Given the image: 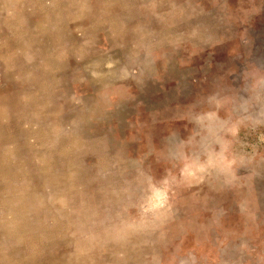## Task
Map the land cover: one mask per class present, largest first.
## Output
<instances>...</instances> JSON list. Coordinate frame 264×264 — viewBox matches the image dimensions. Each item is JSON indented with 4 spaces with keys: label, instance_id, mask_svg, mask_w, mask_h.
I'll return each instance as SVG.
<instances>
[{
    "label": "rangeland",
    "instance_id": "1",
    "mask_svg": "<svg viewBox=\"0 0 264 264\" xmlns=\"http://www.w3.org/2000/svg\"><path fill=\"white\" fill-rule=\"evenodd\" d=\"M0 264H264V0H0Z\"/></svg>",
    "mask_w": 264,
    "mask_h": 264
}]
</instances>
